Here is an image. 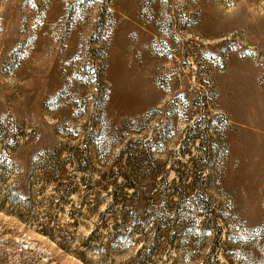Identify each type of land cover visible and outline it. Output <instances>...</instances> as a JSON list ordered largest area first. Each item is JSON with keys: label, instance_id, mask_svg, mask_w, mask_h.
I'll return each instance as SVG.
<instances>
[{"label": "rangeland", "instance_id": "374dc122", "mask_svg": "<svg viewBox=\"0 0 264 264\" xmlns=\"http://www.w3.org/2000/svg\"><path fill=\"white\" fill-rule=\"evenodd\" d=\"M235 52L264 0H0V264H264Z\"/></svg>", "mask_w": 264, "mask_h": 264}, {"label": "crops", "instance_id": "0c3cea01", "mask_svg": "<svg viewBox=\"0 0 264 264\" xmlns=\"http://www.w3.org/2000/svg\"><path fill=\"white\" fill-rule=\"evenodd\" d=\"M233 55L228 71L222 74L220 78V84L223 88L228 83H231L237 94H241L244 89L245 91L242 93L240 99H236L230 105L227 104V107L223 111L230 112L236 120L244 119V114H251L249 119L252 121L258 120L257 124L262 127L264 126V91L258 88L259 67L251 68L248 72L243 73L241 72V66L237 63L241 55L238 52H235ZM247 59L253 61L250 58ZM244 80H246L245 84H243ZM255 113L258 115H254Z\"/></svg>", "mask_w": 264, "mask_h": 264}]
</instances>
